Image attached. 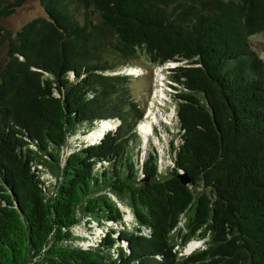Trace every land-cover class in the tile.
Here are the masks:
<instances>
[{
  "label": "trees",
  "instance_id": "obj_1",
  "mask_svg": "<svg viewBox=\"0 0 264 264\" xmlns=\"http://www.w3.org/2000/svg\"><path fill=\"white\" fill-rule=\"evenodd\" d=\"M39 2L14 32L1 22L24 1L0 0V264H264V0ZM141 57L175 63L185 91L163 173L135 148L145 110L125 70ZM103 121L117 127L76 139ZM182 218L176 238L205 249L179 256ZM84 222L105 235L87 248Z\"/></svg>",
  "mask_w": 264,
  "mask_h": 264
},
{
  "label": "rangeland",
  "instance_id": "obj_2",
  "mask_svg": "<svg viewBox=\"0 0 264 264\" xmlns=\"http://www.w3.org/2000/svg\"><path fill=\"white\" fill-rule=\"evenodd\" d=\"M7 1L12 2L15 0ZM23 1L24 4L22 7L17 9L14 15L1 22L2 25L14 32L19 31L27 23L37 18L46 16L39 0ZM252 41L259 47L261 57L264 60V34L253 37ZM174 66H176L175 63H170L164 67L152 66L144 57H141L138 60L134 71H131L130 73L134 74L132 77L134 79L131 85L133 95L145 110L142 119L136 128L138 140L135 144V148L137 152L143 154L150 151L151 147L155 148L156 152L160 154L159 159L161 173L166 172L171 166V163L164 150L166 149L167 143L171 139V134L174 130L172 125L176 120V112L178 110V105L181 102L177 96H182L185 92L183 87L179 86L171 79L172 75L167 71L169 68ZM113 123V128L115 129V127H117V121H113ZM169 126L172 127L169 129ZM166 128H168V133ZM145 130H148V132L145 133ZM106 132L107 131L103 133L102 137ZM76 139H81L82 142L86 141V143L89 144L98 141V139L92 140L89 138V140L87 138L84 139L83 137L80 138L79 135L76 137ZM73 140L74 138L71 139V143ZM154 145H156V147H154ZM78 146V144L72 143V146H69V149ZM42 171V178L46 184H53L54 177H52V175L45 169H42ZM119 206L123 212L124 227L128 230L134 231L137 227V222L133 212L125 203L120 202ZM185 221L186 219L182 218V221L178 226V230H176L173 234L175 238L179 230H182L183 233L186 232L183 229ZM73 233L76 237L85 239L84 242L81 241L77 243V245L83 246L84 248L95 244L99 238L105 236L103 231L99 229L96 222H91V224L84 222L74 227ZM176 240L178 241L179 245L175 248V250L178 252L179 256L190 255L195 251L205 249L207 246L205 239L195 238L190 243L196 242L198 245L195 249L189 250L190 243L186 246H182L180 237H177Z\"/></svg>",
  "mask_w": 264,
  "mask_h": 264
},
{
  "label": "bare ground",
  "instance_id": "obj_3",
  "mask_svg": "<svg viewBox=\"0 0 264 264\" xmlns=\"http://www.w3.org/2000/svg\"><path fill=\"white\" fill-rule=\"evenodd\" d=\"M112 123H113L112 121H103L99 126H97L93 131H91L89 133V135L86 136V138L87 139L90 138L92 140H96V139L100 138L105 131H109L111 129H114L113 128V126H114L113 124L114 123L113 124ZM144 132L147 133L148 130H145ZM197 245L198 244L196 242L190 243L189 250L195 249L197 247Z\"/></svg>",
  "mask_w": 264,
  "mask_h": 264
},
{
  "label": "water",
  "instance_id": "obj_4",
  "mask_svg": "<svg viewBox=\"0 0 264 264\" xmlns=\"http://www.w3.org/2000/svg\"><path fill=\"white\" fill-rule=\"evenodd\" d=\"M179 179L181 180L182 184L188 185L190 183V180L186 174H180Z\"/></svg>",
  "mask_w": 264,
  "mask_h": 264
},
{
  "label": "built area",
  "instance_id": "obj_5",
  "mask_svg": "<svg viewBox=\"0 0 264 264\" xmlns=\"http://www.w3.org/2000/svg\"><path fill=\"white\" fill-rule=\"evenodd\" d=\"M169 64H170V63H169ZM166 65H168V64H166ZM125 71H126V72H125L126 74H130V73H131L130 69H126ZM148 152H149V151H148ZM164 152H165V154H166V149L164 150ZM159 156H160V154H159ZM159 156H158V157H159ZM166 156H167V155H166ZM159 166H160V159H159ZM160 172H161V171H160ZM129 210H130V209H129Z\"/></svg>",
  "mask_w": 264,
  "mask_h": 264
},
{
  "label": "clouds",
  "instance_id": "obj_6",
  "mask_svg": "<svg viewBox=\"0 0 264 264\" xmlns=\"http://www.w3.org/2000/svg\"><path fill=\"white\" fill-rule=\"evenodd\" d=\"M134 69H135V68H133V69H130V71H134ZM131 76H134V74H131Z\"/></svg>",
  "mask_w": 264,
  "mask_h": 264
}]
</instances>
